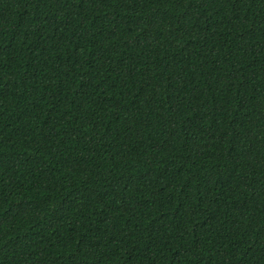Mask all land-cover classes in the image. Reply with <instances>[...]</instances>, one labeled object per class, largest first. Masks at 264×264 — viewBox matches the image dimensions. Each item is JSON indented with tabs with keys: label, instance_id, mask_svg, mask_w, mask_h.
<instances>
[{
	"label": "trees",
	"instance_id": "1",
	"mask_svg": "<svg viewBox=\"0 0 264 264\" xmlns=\"http://www.w3.org/2000/svg\"><path fill=\"white\" fill-rule=\"evenodd\" d=\"M0 264H264V0H0Z\"/></svg>",
	"mask_w": 264,
	"mask_h": 264
}]
</instances>
